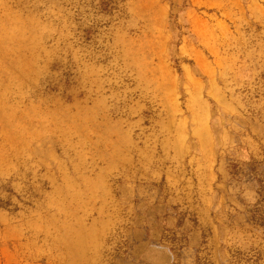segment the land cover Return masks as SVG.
Listing matches in <instances>:
<instances>
[{"label": "rangeland", "instance_id": "374dc122", "mask_svg": "<svg viewBox=\"0 0 264 264\" xmlns=\"http://www.w3.org/2000/svg\"><path fill=\"white\" fill-rule=\"evenodd\" d=\"M205 115L194 264H264V0H0V264H137L116 176Z\"/></svg>", "mask_w": 264, "mask_h": 264}, {"label": "crops", "instance_id": "0c3cea01", "mask_svg": "<svg viewBox=\"0 0 264 264\" xmlns=\"http://www.w3.org/2000/svg\"><path fill=\"white\" fill-rule=\"evenodd\" d=\"M205 120L206 115L192 124L191 134L182 129L170 140L173 153L134 161L127 173L116 176L119 200L127 208L128 256L134 263L194 264L201 250H214L220 176L210 148L212 128Z\"/></svg>", "mask_w": 264, "mask_h": 264}]
</instances>
